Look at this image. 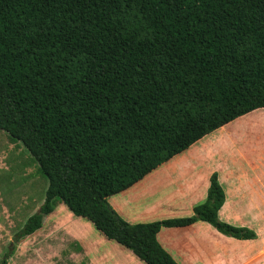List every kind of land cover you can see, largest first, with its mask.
I'll return each mask as SVG.
<instances>
[{
	"label": "trees",
	"instance_id": "trees-1",
	"mask_svg": "<svg viewBox=\"0 0 264 264\" xmlns=\"http://www.w3.org/2000/svg\"><path fill=\"white\" fill-rule=\"evenodd\" d=\"M264 108V0H0V131L19 140L49 184L0 264L65 203L146 264H179L163 227L222 221L212 174L193 215L130 223L116 194L196 141Z\"/></svg>",
	"mask_w": 264,
	"mask_h": 264
},
{
	"label": "crops",
	"instance_id": "crops-1",
	"mask_svg": "<svg viewBox=\"0 0 264 264\" xmlns=\"http://www.w3.org/2000/svg\"><path fill=\"white\" fill-rule=\"evenodd\" d=\"M24 153L0 171V218L11 235L42 205L49 184L38 161ZM214 173L226 195L220 219L253 229L257 238L229 237L199 220L163 227L159 243L179 264H264V108L214 130L108 201L130 223L189 217L206 199ZM7 264L146 262L62 203L17 244Z\"/></svg>",
	"mask_w": 264,
	"mask_h": 264
},
{
	"label": "rangeland",
	"instance_id": "rangeland-1",
	"mask_svg": "<svg viewBox=\"0 0 264 264\" xmlns=\"http://www.w3.org/2000/svg\"><path fill=\"white\" fill-rule=\"evenodd\" d=\"M18 143V144H17ZM23 147V148H22ZM24 151L31 156L29 150L16 139H13L5 132L0 133V171L3 169L8 170V168L16 166L17 160L15 159H24ZM28 167L29 165L26 164ZM1 217V215H0ZM8 229L3 228V221L0 218V259L2 255L6 252V249L9 243L13 240L14 234H8Z\"/></svg>",
	"mask_w": 264,
	"mask_h": 264
}]
</instances>
